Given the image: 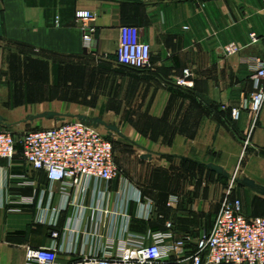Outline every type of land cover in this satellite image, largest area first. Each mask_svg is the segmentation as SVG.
Masks as SVG:
<instances>
[{
	"label": "crops",
	"instance_id": "1",
	"mask_svg": "<svg viewBox=\"0 0 264 264\" xmlns=\"http://www.w3.org/2000/svg\"><path fill=\"white\" fill-rule=\"evenodd\" d=\"M78 9L96 15L93 52L83 45ZM123 24L138 26L151 45L150 69L110 65ZM232 42L242 51L224 56L219 46ZM29 54L107 65L111 82L102 91L108 99L95 117L115 125L117 130L106 132H118L138 154L134 168L87 189L50 182L20 150L13 159L0 158V264H25L27 246H55L64 262L82 254L119 255L129 239L170 230L190 236L194 247L212 229L232 177L264 187V101L258 114L251 111L256 80L241 63L243 56L264 58V0H0V129H25L41 120L53 126L84 114L57 100L43 101V90L54 92L62 84L61 68H51L50 79L15 83L13 60ZM187 68L194 74L191 89L174 83ZM234 108L240 110L237 119ZM194 169L206 171L214 183L204 180L196 188L186 174ZM236 186L245 214L264 216L260 190ZM151 200L154 211L142 214Z\"/></svg>",
	"mask_w": 264,
	"mask_h": 264
},
{
	"label": "built area",
	"instance_id": "2",
	"mask_svg": "<svg viewBox=\"0 0 264 264\" xmlns=\"http://www.w3.org/2000/svg\"><path fill=\"white\" fill-rule=\"evenodd\" d=\"M75 15L82 30L83 45L93 52L96 15L87 9H78ZM251 37L253 42L258 39L256 33ZM218 49L224 56H232L239 54L242 46L232 42ZM116 58L119 64L136 70L152 67L151 45L142 40L138 26L123 24L120 27ZM241 63L248 67L256 80V91L249 106L258 114L264 101V58L243 56ZM174 83L186 89L193 88V72L185 69ZM233 116L239 118L240 110L234 108ZM19 146L31 169L45 172L50 182L63 183L64 189L79 185L87 189L91 183L97 187L99 183H110L121 175L111 138L100 126L80 119L28 131L19 138L10 130H0V158L13 159ZM236 184L234 176L221 200L212 229L199 237L194 247L188 245L190 236L177 237L170 230L152 233L148 238L129 239L119 255L82 254L67 262L60 259L55 246H27L25 264H264V216L245 214L242 199L234 195ZM147 204L142 214L150 215L154 203L151 200ZM167 227L172 228L173 224L169 222ZM59 235L58 230L52 232L54 239Z\"/></svg>",
	"mask_w": 264,
	"mask_h": 264
},
{
	"label": "rangeland",
	"instance_id": "3",
	"mask_svg": "<svg viewBox=\"0 0 264 264\" xmlns=\"http://www.w3.org/2000/svg\"><path fill=\"white\" fill-rule=\"evenodd\" d=\"M98 62L99 61L96 60L93 61L92 63L87 62V60L67 62L63 60L59 61L49 57L36 56L32 54L23 57L21 55H17L12 63L13 74H14L12 78L15 80L16 84L18 83L22 84L23 83L22 81L25 82L27 81L28 78L50 79L51 77L46 74L51 68H56V69L61 68V70L62 69L71 70L72 74H74L75 76L68 75L67 72L62 70V75H61L62 84L59 87L55 88L54 92H52V90L50 91V89L48 88L46 90H43V94H41L42 96H44V98H42L43 101L45 102L48 100L49 101L57 100L63 105H70L74 111H78L86 115L95 117V116H100V113L104 109L103 106H105L103 104L106 103L108 99L107 98L108 91L107 90L102 91V86L108 88L111 82L110 74H108V72L105 71L107 70L106 69L107 65L103 67V65L99 64ZM110 65L111 66L117 65L119 67L127 68L119 64L117 60H114V63H111ZM86 69L90 71L86 72ZM26 73L28 74L42 73L45 75L27 77L25 76ZM52 88L53 87H51V89ZM16 94H21V93H16ZM30 95H31L30 100L37 99L38 95L36 92L33 93L31 92ZM19 96L20 95H18L17 97L18 99H20ZM104 118L109 121L111 120L109 116H105ZM52 122L48 120H41L40 123L37 125L29 123L28 125H26L25 129H22L23 127L22 125H14L13 128H9L7 130L12 131L16 135V137L19 138L25 132L28 131L49 128ZM56 124L58 123L56 122L55 125ZM100 128L103 131V133H105L108 137H110L114 143L115 153H116L115 158L118 162L117 164L120 167L121 174H123L124 172L123 168H127V167L131 169L134 168V163L137 160L138 153L135 152L136 150L133 149V145L130 144L129 141H125L121 137V135H119L118 132L117 133L115 132L111 136H109L108 133L106 132V127L101 125ZM244 158L246 157L243 155L242 159ZM186 174H189L191 176V182L195 184L196 188L201 184V182L203 184L204 180H206L207 183H209L210 185L214 183L208 177V173L204 170L197 171L196 169H194ZM209 181H211V183ZM234 195H235V190H234Z\"/></svg>",
	"mask_w": 264,
	"mask_h": 264
},
{
	"label": "water",
	"instance_id": "4",
	"mask_svg": "<svg viewBox=\"0 0 264 264\" xmlns=\"http://www.w3.org/2000/svg\"><path fill=\"white\" fill-rule=\"evenodd\" d=\"M78 118L87 123V124H94L96 126H105L107 127L109 130L112 129V130H117V127L115 125H112V124H108L106 123L102 118L100 117H91V116H88V115H85V114H81L78 116ZM108 135L111 136L112 135V132L111 131H108ZM207 167L209 169H211L212 171H215L219 174H222V175H227L226 171L223 169V167L219 166V165H216L214 163H208L207 164ZM235 180L237 183H241L243 185H246L248 187H252V188H258L261 192V194L264 196V187H261V186H258L256 184V182L248 177H243L242 179H239L238 177H235Z\"/></svg>",
	"mask_w": 264,
	"mask_h": 264
},
{
	"label": "trees",
	"instance_id": "5",
	"mask_svg": "<svg viewBox=\"0 0 264 264\" xmlns=\"http://www.w3.org/2000/svg\"><path fill=\"white\" fill-rule=\"evenodd\" d=\"M116 60H117V58H116ZM123 66V65H122ZM125 67H127V66H125ZM127 68H129V69H133V68H130V67H127ZM134 70H136V69H134ZM177 86V85H176ZM179 87V86H178ZM19 150L21 151V147L19 146ZM22 152V151H21Z\"/></svg>",
	"mask_w": 264,
	"mask_h": 264
},
{
	"label": "bare ground",
	"instance_id": "6",
	"mask_svg": "<svg viewBox=\"0 0 264 264\" xmlns=\"http://www.w3.org/2000/svg\"><path fill=\"white\" fill-rule=\"evenodd\" d=\"M233 178V177H232Z\"/></svg>",
	"mask_w": 264,
	"mask_h": 264
}]
</instances>
